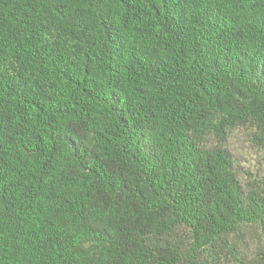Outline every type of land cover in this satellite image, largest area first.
Wrapping results in <instances>:
<instances>
[{"label": "trees", "instance_id": "1", "mask_svg": "<svg viewBox=\"0 0 264 264\" xmlns=\"http://www.w3.org/2000/svg\"><path fill=\"white\" fill-rule=\"evenodd\" d=\"M242 128L264 0H0V264H264Z\"/></svg>", "mask_w": 264, "mask_h": 264}, {"label": "rangeland", "instance_id": "2", "mask_svg": "<svg viewBox=\"0 0 264 264\" xmlns=\"http://www.w3.org/2000/svg\"><path fill=\"white\" fill-rule=\"evenodd\" d=\"M209 144H213L210 140ZM233 159L234 171L242 186L251 180L264 178V151L252 142L244 128L234 132L225 143Z\"/></svg>", "mask_w": 264, "mask_h": 264}]
</instances>
